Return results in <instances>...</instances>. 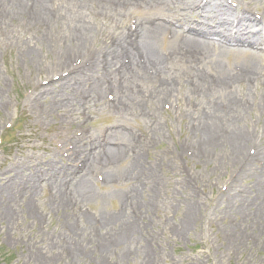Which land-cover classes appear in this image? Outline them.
Segmentation results:
<instances>
[{
    "label": "rangeland",
    "instance_id": "374dc122",
    "mask_svg": "<svg viewBox=\"0 0 264 264\" xmlns=\"http://www.w3.org/2000/svg\"><path fill=\"white\" fill-rule=\"evenodd\" d=\"M72 2L52 0L41 19L33 1L9 14L0 0V264H264V54L259 81L227 90L244 99L238 112L216 96L211 63L171 33L163 72L109 73L115 41L128 46L161 8L96 4V36L78 44L55 9Z\"/></svg>",
    "mask_w": 264,
    "mask_h": 264
},
{
    "label": "bare ground",
    "instance_id": "6f19581e",
    "mask_svg": "<svg viewBox=\"0 0 264 264\" xmlns=\"http://www.w3.org/2000/svg\"><path fill=\"white\" fill-rule=\"evenodd\" d=\"M26 1H33L34 13L38 18L45 19L48 12L52 13V0H1L9 14L21 13ZM134 1L142 2L146 7L151 6L152 10L157 12L161 8V12L149 21V15L145 14L147 19L141 20L136 27L129 30L127 35L131 36V40L128 46L123 37L118 42L115 41L116 46L110 58L106 60L109 73H114L115 67L112 64L119 65L121 62L119 74L125 81L150 79L152 72H160L165 65H169L167 54L160 55L158 47L160 39L171 33L176 41L178 39L182 52L211 63L219 76L215 83L218 88L216 96L223 100L222 104L235 106L240 112L238 103L244 102V99H238L234 91L229 93L227 90H233L237 84L238 87L243 84L251 86L263 77L257 60L264 54V0H251L248 3L244 0H76V3L72 2V11L67 12V9L61 7L55 9H59V13L65 11L68 15L67 21L77 26L79 39L74 36V40L82 44L96 36V29L89 19L95 16L97 8L105 13H112L110 6L124 3L127 8L135 7ZM94 5L96 9L91 10ZM123 54L129 55L130 61H133L129 64L131 72L124 70ZM232 56L242 60L241 66L237 67L235 72L222 70L220 62ZM158 91L160 93L155 97L160 105L171 100V83L166 86L160 84ZM207 126L214 129L219 127L215 123ZM220 141L231 143L237 153L243 148L238 138L221 136ZM115 152L113 157L120 158L121 151L116 148ZM231 155L233 156V153ZM236 158L238 159L239 155ZM130 224V220H127L124 228Z\"/></svg>",
    "mask_w": 264,
    "mask_h": 264
}]
</instances>
